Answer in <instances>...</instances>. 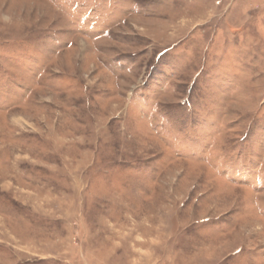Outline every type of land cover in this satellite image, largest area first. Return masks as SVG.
<instances>
[{
	"label": "rangeland",
	"instance_id": "rangeland-1",
	"mask_svg": "<svg viewBox=\"0 0 264 264\" xmlns=\"http://www.w3.org/2000/svg\"><path fill=\"white\" fill-rule=\"evenodd\" d=\"M0 264H264V0H0Z\"/></svg>",
	"mask_w": 264,
	"mask_h": 264
}]
</instances>
